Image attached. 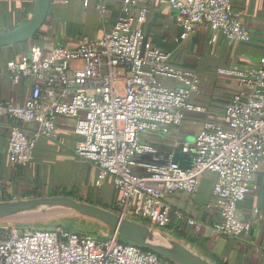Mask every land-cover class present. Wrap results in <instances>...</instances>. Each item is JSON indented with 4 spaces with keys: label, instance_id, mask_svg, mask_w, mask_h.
Returning <instances> with one entry per match:
<instances>
[{
    "label": "built area",
    "instance_id": "built-area-1",
    "mask_svg": "<svg viewBox=\"0 0 264 264\" xmlns=\"http://www.w3.org/2000/svg\"><path fill=\"white\" fill-rule=\"evenodd\" d=\"M181 15L185 40L198 29L211 32L228 45L249 41L233 0H161ZM98 12H105L102 0ZM144 17L136 0H123L121 15L100 38L82 39L76 46L33 49L26 61L8 64L13 84L32 79L22 104L0 103V117L15 122L9 130L6 153L14 167L28 164L38 139L54 140L58 117L75 121L81 139L74 154L97 170L95 186L110 181L115 196L110 210L123 218L167 229L176 235L194 234L200 224L176 215L170 223L166 202L176 192L193 194L204 173L215 176L212 207L220 219L211 226L219 236L248 235L252 223L239 219L237 205L256 187L250 182L264 163V48L254 67L220 68L235 78L239 90L226 103L221 118L205 120L192 144L189 166L170 159L154 160L156 150L142 135L165 137L179 127L187 111H200L191 95L200 80L176 68L171 53L145 41ZM176 82L170 88L166 81ZM18 124L33 128L27 133ZM11 200L0 178V201ZM185 225V227H184ZM0 264H170L154 253L122 243L115 235L97 238L64 225L52 229L0 226Z\"/></svg>",
    "mask_w": 264,
    "mask_h": 264
},
{
    "label": "crops",
    "instance_id": "crops-1",
    "mask_svg": "<svg viewBox=\"0 0 264 264\" xmlns=\"http://www.w3.org/2000/svg\"><path fill=\"white\" fill-rule=\"evenodd\" d=\"M101 0H50L47 20L40 32L26 42L0 48V103L10 101L22 104L29 96L32 79L23 78L13 84L8 74V64H20L31 50L47 52L56 46H76L82 39L100 38L121 15L123 0H102L103 18L98 12ZM35 0H0V32L13 30L30 18ZM232 6L240 16L249 34V41L228 45L218 36L209 43L211 32L198 29L185 40H177L181 33L182 17L161 0H136L137 13L144 17L145 41L171 53V63L178 69L191 71L200 80L198 91L189 99L200 111H187L179 127L165 137L142 135L156 154L154 160L165 163L171 160L189 166L191 154L181 151L191 145L205 120L221 118L224 106L239 90L235 78L217 73L220 68H252L264 48V0H233ZM170 88L176 82L166 81ZM16 123L0 117V178L5 183L8 198L67 195L80 201L108 206L115 196L110 181L95 186L96 168L74 154L80 137L74 133L73 119L58 117L54 140L38 139L31 161L14 167L8 160L6 148L10 127ZM30 134L33 128L19 124ZM191 142H188V139ZM215 176L204 173L193 194L176 192L166 199L170 207V223H179L177 213L191 217L200 224L194 234L208 256L222 264H264V163L250 182L256 187L237 205L239 219L252 223L248 235L232 238L216 235L211 226L220 219L212 207V187ZM185 227V225H184Z\"/></svg>",
    "mask_w": 264,
    "mask_h": 264
},
{
    "label": "water",
    "instance_id": "water-1",
    "mask_svg": "<svg viewBox=\"0 0 264 264\" xmlns=\"http://www.w3.org/2000/svg\"><path fill=\"white\" fill-rule=\"evenodd\" d=\"M49 8L50 0H35L27 22L0 32V48L35 37L47 20ZM65 224L97 238L115 235L119 241L150 251L170 264H217L202 248L167 229L120 217L108 208L67 195L0 201V226L47 230L52 225Z\"/></svg>",
    "mask_w": 264,
    "mask_h": 264
},
{
    "label": "trees",
    "instance_id": "trees-1",
    "mask_svg": "<svg viewBox=\"0 0 264 264\" xmlns=\"http://www.w3.org/2000/svg\"><path fill=\"white\" fill-rule=\"evenodd\" d=\"M19 125V124H18ZM39 196V195H38ZM37 196V197H38ZM71 197V196H70ZM103 207H105V208H108V209H110L108 206H103ZM71 230H74V231H76L74 228H72V227H69ZM76 232H85V231H76ZM86 233H88V232H86ZM89 234V233H88ZM181 237H183V238H185L187 241H189V242H191L193 245H195V246H198V247H200V248H202L203 250H204V248L203 247H201L200 246V242L198 241V239H197V237L196 236H192V234H190V235H188V234H186V235H180ZM123 243V242H122ZM205 251V250H204ZM206 252V251H205ZM207 256H208V254H207ZM209 258H211L210 256H208ZM212 259V258H211ZM214 260V259H213ZM217 264H222V263H220V262H218V261H216V260H214Z\"/></svg>",
    "mask_w": 264,
    "mask_h": 264
},
{
    "label": "rangeland",
    "instance_id": "rangeland-1",
    "mask_svg": "<svg viewBox=\"0 0 264 264\" xmlns=\"http://www.w3.org/2000/svg\"><path fill=\"white\" fill-rule=\"evenodd\" d=\"M188 142H191V139L189 138L188 139ZM67 224H65V226H66ZM55 226L54 225H52V226H50V227H48L49 229H52V228H54ZM47 228V229H48ZM44 229V228H43ZM43 229H40V228H36L35 230H43Z\"/></svg>",
    "mask_w": 264,
    "mask_h": 264
}]
</instances>
